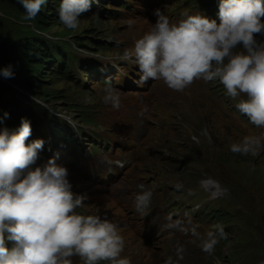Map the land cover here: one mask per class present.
<instances>
[{
  "label": "rangeland",
  "instance_id": "1",
  "mask_svg": "<svg viewBox=\"0 0 264 264\" xmlns=\"http://www.w3.org/2000/svg\"><path fill=\"white\" fill-rule=\"evenodd\" d=\"M52 3L34 0L27 5V15L0 0V105L18 102L28 107L29 102L34 110L44 109V113L39 112L45 121L58 118L70 124L80 147L83 144L89 148L100 138L122 139L118 153L127 161L123 170H128L127 176L142 171L153 175L150 180L154 176L169 180L174 186L169 205L185 200L189 207L199 205L202 210L204 204L207 214L201 217L207 223L214 221V230L208 238L203 236L202 245L223 230L225 239L219 240L212 252H205L208 264H264V144L257 143L263 139L264 129L248 124L251 115L264 119V102L259 100L264 61L252 58L240 42L252 29L251 19L246 20L249 9L242 8L245 4L230 0L227 5L231 14L218 29L204 25L180 33L181 48L166 59L160 80L155 83L157 90L137 100L125 97L116 88L100 87L90 76L101 77L103 68H108L106 76L113 80L132 74L134 46L146 35H154L159 21L157 10L176 24L198 13L201 4L189 6L188 0H127L131 10L117 15L121 6L118 2L100 0L94 19L87 11L63 14L58 19ZM103 6L107 9L101 10ZM39 11L47 15L44 21L37 18L35 13ZM37 39L63 47L72 63L65 74L49 75L40 73V69L32 73L35 64L24 62L22 51L39 44ZM37 73L50 77L44 88L34 86L33 92L39 94L23 90L21 84ZM213 75L211 82H200ZM184 80L189 89L172 91ZM40 91L49 92L51 98L46 102ZM6 105L0 107V123L9 120V114L3 111ZM38 126H45L41 118ZM53 152L66 153L56 146ZM81 152L70 149L78 170L60 158L52 163L42 161L40 170L27 174L34 189L25 187L1 196L15 204L21 200L35 207L32 218L57 264H137L149 252L150 242L147 228L139 225V214L127 189L120 186L126 179L120 185L98 184L95 177L102 176L106 165L100 170L97 163L104 159L90 151L86 156ZM196 172H200V178ZM206 178L220 187V197L214 198L203 186ZM70 215L77 219L76 233L64 238L60 229L70 222ZM198 217L194 214L188 220L198 222ZM202 230L207 232L208 226ZM92 244L98 250L104 248L111 260L101 261L103 255H96Z\"/></svg>",
  "mask_w": 264,
  "mask_h": 264
},
{
  "label": "trees",
  "instance_id": "2",
  "mask_svg": "<svg viewBox=\"0 0 264 264\" xmlns=\"http://www.w3.org/2000/svg\"><path fill=\"white\" fill-rule=\"evenodd\" d=\"M18 7L23 13L28 15L27 5L34 0H3ZM52 8L57 14L56 17L60 19L63 14H81L85 11L82 6V2L78 0V3H70L66 0H52ZM37 18L44 21L47 18L43 12L39 11ZM63 18V17H62ZM65 20V19H64ZM255 28L248 34L241 38L240 42L246 45L249 55L255 60L262 61L264 59V51L261 50L264 46V7L257 13V19L254 22ZM38 40V39H37ZM78 42V41H77ZM39 44H34L33 48H27V52L22 51L25 55L24 62L31 63L35 69L32 73L37 70H42L40 73L46 71L49 75H52L55 71L67 70L69 66V59L65 56V52L62 50L61 45L53 44L50 40L47 42L38 40ZM79 43V42H78ZM30 49V52H28ZM61 58V62L57 63L55 59ZM53 67V71L48 70L47 67ZM43 73V75H44ZM46 74V75H47ZM50 77H40L39 74L35 75L32 80H25L21 86L23 90L29 93H34V86L38 89H43L47 80ZM39 94V93H34ZM42 97L47 102L50 97L49 92L40 91ZM27 103V104H26ZM28 107L22 106L16 102H5L7 104L4 112L9 114V120L4 123H0V248L6 251L9 256L7 264H11L10 261H17V264H51V258L49 251L42 245L41 235L36 225L31 222V217L36 214L33 211L32 204L18 201V204L11 202L6 197L1 195H10L14 190L29 188L34 189L33 183L29 182L27 174L31 171H37L42 166V161L47 162L44 158V152L42 150L31 153L33 149H36L35 144H30L23 138L24 129L30 127L33 131L37 130L38 120L41 118L44 120L45 125H49L43 117L40 116V112L44 113V109L34 110L32 103L26 102ZM3 104L0 107H3ZM29 104V105H28ZM39 108L38 105H36ZM31 107V108H30ZM43 110V111H42ZM52 122V121H51ZM50 122V124H51ZM57 133L64 134L61 126L53 127ZM52 128V129H53ZM44 136H47V131L44 130ZM40 135V134H39ZM69 141H72L71 136H67ZM46 139V138H45ZM10 140V141H9ZM43 140V139H42ZM25 147L26 149L22 148ZM38 148H40L38 146ZM20 151L18 154L13 155L12 152ZM5 154V156H3ZM39 160L41 163L39 164ZM48 203H52L47 201ZM46 205H48L46 203ZM39 219L40 217L37 216ZM74 218V219H73ZM70 222H66L65 225L60 229L63 232V237L68 238L76 233L75 225L77 219L75 216H69ZM81 235L83 233L80 232ZM93 233L92 235H94ZM85 239L88 238L86 233L82 235ZM96 238H100L97 236ZM2 240H7L4 244ZM9 240L12 242L10 245ZM94 244L90 248L94 249V252L98 256V260L104 261L107 259L111 260L105 252L104 248L101 251L98 250ZM1 257V255H0ZM105 258V259H104ZM4 260H2L3 264ZM107 264V261H105Z\"/></svg>",
  "mask_w": 264,
  "mask_h": 264
},
{
  "label": "bare ground",
  "instance_id": "3",
  "mask_svg": "<svg viewBox=\"0 0 264 264\" xmlns=\"http://www.w3.org/2000/svg\"><path fill=\"white\" fill-rule=\"evenodd\" d=\"M101 10L103 9V8H100ZM52 127H59V126H62V123H61V121H59L57 118H53L52 120ZM44 158L47 160V161H49L50 162V158L48 157V155H46V154H44ZM205 185L207 186V187H209L211 190H214V191H218L219 189L218 188H216V187H214V186H212L209 182H205ZM107 201H109V200H107ZM2 233H1V231H0V235H1ZM182 231L180 230V232H179V237H178V239L180 240V243L179 244H181V240H182ZM171 238H173V236H171ZM261 239V238H260Z\"/></svg>",
  "mask_w": 264,
  "mask_h": 264
}]
</instances>
